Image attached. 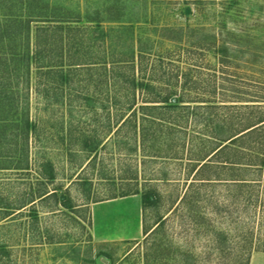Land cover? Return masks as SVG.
I'll return each mask as SVG.
<instances>
[{
    "label": "rangeland",
    "instance_id": "rangeland-1",
    "mask_svg": "<svg viewBox=\"0 0 264 264\" xmlns=\"http://www.w3.org/2000/svg\"><path fill=\"white\" fill-rule=\"evenodd\" d=\"M11 11L34 22L29 46L0 41L32 58L0 68V264H264V124L249 129L264 0H0ZM165 98L187 108L152 113L177 128L144 137L151 110L128 105ZM213 117L250 132L218 151ZM110 200L126 201L99 212V234L139 213L138 238L94 234Z\"/></svg>",
    "mask_w": 264,
    "mask_h": 264
},
{
    "label": "trees",
    "instance_id": "trees-1",
    "mask_svg": "<svg viewBox=\"0 0 264 264\" xmlns=\"http://www.w3.org/2000/svg\"><path fill=\"white\" fill-rule=\"evenodd\" d=\"M9 8H10V10H12L13 5L10 6ZM11 12H12L11 15L5 16L6 18L0 17V41L4 40L7 36H9L10 39L12 38L13 40H17V42H18V40L21 41L20 38H22L23 42H25V43H23V45L26 44L25 47L29 46V41L31 38V36H30L31 25L34 22L33 19L31 18V16H26L25 19L21 18V17L18 18V16L14 14V11H11ZM23 33H25V35ZM10 34H12V35H10ZM17 38H19V39H17ZM11 54H12L11 60L10 59L7 60L6 56L8 54L0 55V68L2 69L3 63H4V65H8L9 61H12L14 64H16L18 66L16 68V72H20L19 70H22L21 69L22 67L26 68V69L25 68L23 69V70H25L24 72L28 71V68H30V66H31V60H32L31 51H29V49L28 50L25 49L22 52H13V53L11 52ZM4 57H6V58L3 59ZM18 63H19V65H18ZM0 78H2V77H0ZM132 83H133V88L136 90L141 89V91H144V90L146 91V90H149V88H150L149 85H144L143 83L142 84H140V83L136 84L134 80L132 81ZM4 97L7 98L6 95ZM153 103H156V104L141 106V107H138V109H137V107H135L134 103H131L130 105H128L127 111H129L130 114L135 113L134 116H136V113L139 110H143V111L147 110V109L151 110L149 112V114L142 113L143 114V117H142L143 122H146L149 124V126L145 127V128H144V126H142L143 131H145L144 137L146 134L153 136V137H156L159 134L163 135V134L172 133L177 128V124L169 121L170 118H167V119L157 118L154 116V114L152 112L154 111V112L158 113L159 116H162V117H165L167 114L172 116L175 114H179V111L186 109L187 106H184L182 104L183 102H181L177 99H171L170 100L168 98H165V99H162L159 101H155ZM157 103H161L163 105L160 106L159 104L157 105ZM190 114L191 113L189 111V113L185 114L187 116L183 115V117L181 116L180 118L181 119L186 118V120H188L187 117ZM219 118L218 119L215 117L209 118V127H211V125H212V126H214L215 129L218 128V130H220V132H221L219 138H214V140H216L218 143V148L216 149L218 151L226 149L227 148V145H225L226 143L234 144L235 141L237 140L236 137H238V136L240 137L243 132L249 133L250 132V131H248L249 129H252L258 125L264 124V118L260 117L258 119V121L252 125L253 127H250L249 129H246L241 133H237L236 135L230 136V135H227V132L224 129L225 124L223 123V121H219ZM125 123H126V121H123V123L119 127H122ZM26 126H27V128H29V126H30L29 121H27ZM211 128H213V127H211ZM251 131H254V129ZM117 132H119V129H117L115 131V133H117ZM149 199H152V196L147 195V196L142 197L143 202H146V200L148 202Z\"/></svg>",
    "mask_w": 264,
    "mask_h": 264
},
{
    "label": "crops",
    "instance_id": "crops-1",
    "mask_svg": "<svg viewBox=\"0 0 264 264\" xmlns=\"http://www.w3.org/2000/svg\"><path fill=\"white\" fill-rule=\"evenodd\" d=\"M125 201L126 200H110V201L104 202L100 205H95V207L93 208V216H94V234L96 236H98V237H99V235L105 236V237L115 236L116 238H125V239H130V240H133V239H136L139 237V235L142 232V230H141V226H142L141 221L142 220H141V216L139 215V213H138V222H137L136 227H134V229H133V227H130L127 224L126 225L124 224V226H121L122 228L120 227L119 229H116L113 232L111 230H109L108 234H99L100 228L98 226V218H97L98 214L100 215V217L102 219H103L104 214L106 217L109 215V212L108 213H99V212L102 210L107 211V208L109 206H111L113 204H120V203L125 202ZM125 220H126V217H125ZM106 228H107V226H105V229Z\"/></svg>",
    "mask_w": 264,
    "mask_h": 264
}]
</instances>
